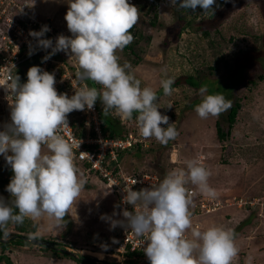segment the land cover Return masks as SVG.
Masks as SVG:
<instances>
[{"label": "rangeland", "instance_id": "1", "mask_svg": "<svg viewBox=\"0 0 264 264\" xmlns=\"http://www.w3.org/2000/svg\"><path fill=\"white\" fill-rule=\"evenodd\" d=\"M262 1L216 0L214 15L210 16L199 7L195 12L171 8L168 0H133L131 4L141 13L134 26L131 50L117 52L119 63L131 64V71L141 80V87L156 91L162 87V79L180 80L173 85L171 95L162 92L156 101L158 111L169 117L178 136L167 144L150 138L152 149L130 154L126 158V169H152L159 173L162 181L172 169L186 170L187 161L202 164L210 172L208 184L217 192L215 199H220L223 206L192 215V225L201 231L211 226L236 229L235 244L239 252L233 264H264V199H261L264 197V53L258 54L261 51L255 50L260 46L259 35L262 37L264 33V18L259 9ZM10 6H14L10 11L14 20H19L21 13L26 12L29 17L52 27L67 25L68 0H11ZM189 19H192L191 26L181 28ZM7 23L0 22L5 32L11 29ZM194 23L202 24L207 36H201ZM189 75H199L194 77V86L185 80ZM100 87L98 85L97 89ZM202 87L207 89L204 95L222 94L231 105L234 101L240 105L230 132L222 141L217 137L215 125L218 123L222 131L227 129L229 109L219 117L201 119L195 106L203 99ZM1 112L0 105V131ZM135 115L132 120H124L114 110L106 114L118 130L136 127L139 132ZM44 151L47 153L46 146ZM0 164L11 167L3 155H0ZM77 167L87 183L80 200L66 215V225L61 229L45 215L37 222L31 220L36 224L31 236L52 239L59 247L78 255L114 261L107 253L118 246L119 237L113 233L109 221L101 217L120 218L117 196L106 189L97 175L80 164ZM186 187L196 193L193 202L198 197H207L196 185L189 183ZM234 196L263 201V206L259 203L239 206ZM244 220L245 223L239 225ZM186 236L192 238L191 229ZM41 246L31 242L29 245L10 243L4 253L14 264H77Z\"/></svg>", "mask_w": 264, "mask_h": 264}, {"label": "clouds", "instance_id": "2", "mask_svg": "<svg viewBox=\"0 0 264 264\" xmlns=\"http://www.w3.org/2000/svg\"><path fill=\"white\" fill-rule=\"evenodd\" d=\"M131 3L68 0L65 20L71 37L61 34L53 46L51 39L43 38L50 30L46 25L29 33L37 39L39 47L51 48L43 57L45 61L57 52L70 51L78 66L75 79L92 81L101 86L99 89L85 83L71 97L58 94L54 74L39 66L28 69L24 83L15 74L0 84L13 97L11 123L0 131V155L14 173L6 186L11 200L0 197V231L5 237L10 235L6 230L9 223L22 224L25 218L37 222L45 215L62 229L69 210L80 200L87 181L77 167L73 146L60 135L68 127L71 112L91 110L99 99L105 114L114 110L120 118L132 120L135 113L140 135L145 139L155 138L167 144L178 136L169 117L158 111L156 91L141 87L131 64L119 63L117 52L133 42L131 30L140 19L141 12ZM168 3L171 8L193 12L199 7L212 16L216 0H168ZM174 82L171 77L161 80L165 95L172 94ZM200 92L203 99L195 111L201 119L219 117L231 107V101L222 94L204 95L207 92L204 87ZM209 176L202 164L187 161L186 170L172 169L156 185L138 191L129 188L123 202L133 210H124L123 220L107 215L101 219L109 221L111 229L120 226L142 237V245H146L143 251L150 264H233L239 249L232 230L211 226L201 231L192 225V197L196 193L190 192L186 185H196L200 193L215 199L217 192L209 186ZM190 229L191 239L186 236Z\"/></svg>", "mask_w": 264, "mask_h": 264}, {"label": "built area", "instance_id": "3", "mask_svg": "<svg viewBox=\"0 0 264 264\" xmlns=\"http://www.w3.org/2000/svg\"><path fill=\"white\" fill-rule=\"evenodd\" d=\"M133 0H128L131 3ZM11 0H0V22L7 23V27L11 29L7 32L0 28V84L12 75H18L24 83L27 80V71L31 66H39L43 71L53 73L56 79V90L59 93H65L71 97L75 90L83 86L86 81H77L75 74L78 71V66L74 57H70V51L66 54L63 51L52 55L50 59L44 60L43 57L51 52V48L43 49L38 46L37 39L29 35L30 31H40L43 26H47L50 30L44 33L45 39H51L53 46L56 38L63 34L71 37L67 25L43 24L42 22L29 17L26 12H22L21 17L16 20L10 17ZM18 9V8H17ZM20 11V10H19ZM31 51V54H30ZM94 83V82H93ZM95 84V83H94ZM96 88L98 85L95 84ZM13 97L7 93L3 87H0V105L1 126L2 131L5 130L7 124L11 123V106ZM78 115L83 123V133L78 134L69 120V115ZM68 115V127L63 128L60 135L73 146L76 155V164L87 163L88 169L98 173L106 182L109 190L117 194V213L118 220H123L122 215L124 210L132 211V206L123 202L125 192L132 188L140 190L158 184V174L156 172L141 173L133 171L127 173L124 171L119 162L118 152L122 149H127L134 146L138 142H145L140 132L129 129L123 137L105 136L102 132V120L100 110L94 105L91 110L73 111ZM79 144L76 149L75 145ZM82 166V165H81ZM134 181L136 183L134 184ZM193 192V190H189ZM234 202L239 206L249 204L250 206L256 203L260 206L263 201L257 202L254 200H244L241 197H233ZM261 199H264L262 197ZM226 199L225 201H227ZM199 213L214 211L223 206L220 199H211L209 197H199L195 203ZM197 226V225H195ZM120 242L112 253H107L113 257L118 263H122L128 258L125 251H139L143 254L140 260L148 259L145 255L142 245L143 238L137 237L130 229L117 226ZM140 262V261H139Z\"/></svg>", "mask_w": 264, "mask_h": 264}, {"label": "trees", "instance_id": "4", "mask_svg": "<svg viewBox=\"0 0 264 264\" xmlns=\"http://www.w3.org/2000/svg\"><path fill=\"white\" fill-rule=\"evenodd\" d=\"M259 9L262 13V17L264 18V1L261 2ZM180 10H182V9H180ZM183 10H185V9H183ZM191 23H192V19H189L185 23L181 24V26H182L181 28L186 27V26H191ZM195 29L200 31L201 36H203V37L207 36V34H208V32L203 28L202 24L196 23ZM131 33H132V35H134V27L131 30ZM255 38L257 39L258 37L255 36ZM259 39H260V46H259V48L255 49L256 51H258V50L261 51V52H258V54L264 53V33L262 34V37H261V35H259ZM124 49H130L131 50L130 45L126 46ZM247 57H249V56H247ZM209 68L211 69L210 66H209ZM198 76L199 75H197V76L189 75L185 78V80L189 85L194 86L195 85V82L193 81L194 77L198 78ZM259 77H261V75ZM21 81H22V79L20 78V82ZM86 82L88 83L89 87H96L92 81H86ZM179 82H180V80H176L173 85H175ZM173 85H172V87H173ZM162 92H163L162 87L159 88L158 90H156L157 96L159 94H161ZM95 105L100 110V115H101V120H102V132L104 133V135L105 136L123 137L128 130L125 128L122 130H120V129L118 130V128L115 127L114 122H112V120L109 119L106 116V114L104 113L103 105L99 99L96 101ZM239 106H240L239 103L237 101H234V103L229 108V111L227 113V123L228 124H227V129L225 131H222V129L220 128V125L218 123H216V125H215L216 126V134H217V137L220 141L224 140L227 137V135L229 134L230 129H231V127L235 121ZM76 116H78V115H74V114L69 115V120H70V123L72 124V126L77 131V133L82 134L83 133V123H82L81 119L79 117H76ZM136 129L137 128L135 127V129L133 131H136ZM143 140L145 142H138L134 146L127 148V149H122L118 152L119 162L122 165L125 172H127V173H132L133 171L138 172V173H141L142 171L156 172L152 169L142 170L140 168H136L137 170L132 169V170L128 171L125 167L126 158H128V156H130V154H134L136 152V150L138 151V150L152 149V146H150V144H149V143H151V141L149 139H145V138H143ZM147 142H148V145L146 144ZM78 164L82 165V167H84L85 169H88L87 163H78ZM89 171L94 173L95 175H97L100 178V180L103 182V184L105 185L106 189L108 191H111L108 189L104 179L98 173L94 172L93 170H89ZM157 174H158V179H159L158 183H159L161 181V177H160L159 173H157ZM13 175H14V173L12 172L11 167L7 168L6 166H3L2 164H0V197H3L5 199V201H8V198L10 197V194L6 191V186L10 182V179L12 178ZM111 192H113V191H111ZM116 196H117V194H116ZM117 199H118V197H117ZM198 199H199V197L195 200V202H193V207L191 208L192 215L199 213V211L196 210L197 207L195 206V203H197ZM116 207H118L117 201H116ZM249 207H250V205H249ZM251 210L254 213L255 210L254 209H251ZM245 221L246 220L240 222L239 225L244 224ZM35 228H36V224L31 222V219L25 218V220L22 224L9 223L7 225L6 230L8 233H10V235H8L7 237L4 236L3 231H0V237L8 239L5 242L0 241V262H3L4 264H14L13 261L8 257V255L4 253V250H6L9 247L10 243L21 244V245H27L28 244L29 245V242L23 240L21 237L22 236L33 237L31 235H33L35 233V231H36ZM117 231H118V229L115 228L113 233L119 237V233ZM232 231L235 233L236 229H232ZM34 237H36V236H34ZM50 241H53V240L50 239ZM53 242H55V241H53ZM119 242H120V239L118 240V244H119ZM55 244L58 245V243H56V242H55ZM41 247L50 250L51 254H53L57 257H69V258L73 259L77 264H99V263H95V262H91V261L87 260L86 258L89 257L87 255H83V257L85 258L84 259V258H82V256H72V255H69V254L59 250V249H50V248L45 247V246H41ZM116 247L112 248V249H114L113 251H115ZM125 254L128 256V258H126L123 261V264H140L141 263V262H139L140 258L143 256V254L141 252H139V251H133V252L125 251Z\"/></svg>", "mask_w": 264, "mask_h": 264}, {"label": "water", "instance_id": "5", "mask_svg": "<svg viewBox=\"0 0 264 264\" xmlns=\"http://www.w3.org/2000/svg\"><path fill=\"white\" fill-rule=\"evenodd\" d=\"M21 238L23 240L27 241V242L38 243V244H40L42 246H45V247H48L50 249H59V250L65 252V253H67L69 255H72V256H82V258H84L82 254H79L78 255L77 252L68 250L67 248H61L57 244H55V242L50 241V240H47V239H38L36 237H24V236H22ZM7 240L8 239H6V238L0 237V241L1 242H5ZM86 259L89 260V261H91V262H95V263H99V264H122V263H118L116 261L103 260V259L94 258V257H88Z\"/></svg>", "mask_w": 264, "mask_h": 264}, {"label": "crops", "instance_id": "6", "mask_svg": "<svg viewBox=\"0 0 264 264\" xmlns=\"http://www.w3.org/2000/svg\"><path fill=\"white\" fill-rule=\"evenodd\" d=\"M226 207H228V206H226ZM140 264H150V262H149V260L148 259H142V260H140Z\"/></svg>", "mask_w": 264, "mask_h": 264}, {"label": "bare ground", "instance_id": "7", "mask_svg": "<svg viewBox=\"0 0 264 264\" xmlns=\"http://www.w3.org/2000/svg\"><path fill=\"white\" fill-rule=\"evenodd\" d=\"M95 254H99V255H102L101 253H98V252H94ZM102 257V256H101Z\"/></svg>", "mask_w": 264, "mask_h": 264}]
</instances>
